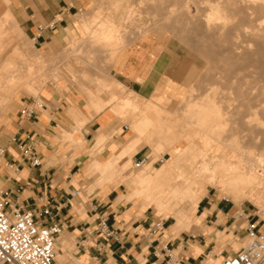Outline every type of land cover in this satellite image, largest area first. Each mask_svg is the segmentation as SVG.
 <instances>
[{
    "label": "crops",
    "instance_id": "obj_1",
    "mask_svg": "<svg viewBox=\"0 0 264 264\" xmlns=\"http://www.w3.org/2000/svg\"><path fill=\"white\" fill-rule=\"evenodd\" d=\"M97 1L0 0V54L6 46L1 42L3 38L10 43L16 37H24L36 49L48 53L50 59L62 57L63 50L74 39L86 37L81 17L93 16L99 8ZM85 24H89L87 20ZM8 28L12 33L2 35ZM111 35L107 28L101 27L92 35L89 49L98 48L95 39ZM125 44L106 53L109 60L105 61L103 81L122 83L135 96L165 111L159 106L168 108L173 103L190 72L185 56L172 47L166 36L141 37L120 52ZM18 50L16 47L15 53L20 57ZM55 74L58 72L49 70L46 78ZM35 80L36 83L30 82L24 88H34L40 83ZM83 81L88 93L77 84L59 87L49 81L37 97L44 106L31 118L22 116L21 111L35 96L21 95L6 107L5 116L9 115L10 121L0 138V147L6 149L4 160H0V179L6 190L12 192L13 201L27 208H41L50 203L63 224L56 245L60 250H68L61 241L75 240L82 259L88 255L105 264H165L162 248L169 245L178 257L175 264H223L225 258L240 248L235 236L246 235L238 227L236 211L248 208L201 196L189 220L187 216L173 218L171 222L169 218L160 219L164 226L153 233L159 222L156 216L133 203L137 197L133 178L136 182L141 178L131 173L123 177L120 169L119 172L111 169L119 165L128 170V163L122 165L123 161L132 160L136 164L148 156L149 147L138 146L141 138L157 125L145 117L132 122L131 136L129 133L121 137L119 130L113 133L118 125L111 105L104 107ZM101 98L107 101L106 97ZM91 100L100 110H96ZM124 106L136 108L128 100ZM23 143L33 145L40 165L31 166L25 161L20 148ZM103 144L102 152L92 153L93 148ZM166 149L170 152L169 143ZM106 159V163H100ZM11 164L18 166V171ZM146 166H151V162ZM103 215L109 217L119 241L99 233V218ZM259 225L264 228L260 222ZM96 237L98 242L94 241ZM59 255L64 257L62 253Z\"/></svg>",
    "mask_w": 264,
    "mask_h": 264
},
{
    "label": "rangeland",
    "instance_id": "obj_2",
    "mask_svg": "<svg viewBox=\"0 0 264 264\" xmlns=\"http://www.w3.org/2000/svg\"><path fill=\"white\" fill-rule=\"evenodd\" d=\"M178 1L180 2V5L178 4ZM178 1L99 0L96 2L99 5L98 11L93 16H88L87 14L81 17V23L86 31V37L74 39L71 42L70 46L67 49L63 50L61 54L62 57L57 58L55 60L50 59L48 57V53H44L43 51L36 49L33 45V42L28 38L16 37V39H14L10 43H6V39L3 38L1 42H3L6 46L4 51L0 54V138L5 133L6 127L10 121L9 115L5 116V109L10 103H13L15 98H18L21 95L39 97V94L44 89V86L49 83V81H52L59 87H61V84H68L69 86L77 84L78 86L83 88L85 93H88L85 87L82 86V84H84L83 79H85L86 86H89L90 89L97 94V96L101 99L103 106L106 107L108 105H111L113 115H115L116 117V125H118V128L116 130H113V133L119 130L121 137H124L126 134L129 133V136H131L132 122L136 119L143 120L145 117L149 118L152 124L157 125L156 127H153V130H151L149 133H147L141 138L140 144L138 146V148H141L145 145L149 147L151 166H146L142 169V167H136L135 162H133L132 160H128L122 162V165L128 163V170L122 169L119 165L111 169L115 172H119L118 170L120 169V172L122 173L123 177L131 173L134 175L138 174L139 178H141L137 179L138 183L133 178V182L135 183L137 188V197H135V201L133 202L134 205L137 204L141 206V209H148L147 213L149 215L154 214L157 218V221H160V219L169 218L168 222H171L174 221V219H177L178 217L185 216H187V220H189V217L194 210V205L196 204V202L199 201L201 196L203 198L205 195H208L209 198L213 199V201L215 202L218 200H222L223 204H235L237 207H247L248 211H252L253 213L256 212L255 219L258 220L264 227V169H262L261 167H258L257 169L258 174L261 176L260 181L256 185L257 188L255 187V190H257L255 192H257L258 194L256 196L255 192L253 194L250 193L254 200H252L251 196L248 194L246 197H243L242 199L239 198L235 201L229 198L231 195H227L226 197V195L224 193H221L218 188H205L199 183H195V186L203 190L206 189L205 193L200 194L199 197H194L197 192H191L188 189L189 187H192L193 184H181V186L178 184L174 185L172 181L173 176H171L172 179L170 177L171 180H169V184L171 185L167 184L168 187H173V189L182 188V190L176 193L172 191L170 195L168 194V191L161 193L163 188L161 186L154 188L149 186H142L139 184V182L143 178L154 175L160 168L165 166L171 158H175L176 153L178 151V145H170V152L167 151L166 145H168L172 136L174 137L175 135H181L182 130L185 129V126L187 125L186 121L192 124L189 127L190 132L188 134V139L194 140L196 145L200 143V138L197 134V124L199 122L198 104L201 103L202 98H205L206 96L211 94H213L215 98L224 97V99L222 98V101L224 100L223 102L219 98L220 102H218L219 105H217L219 106L220 111L223 112L222 114L224 115L222 116L223 118L220 117L218 121H220L219 128L223 131L225 130V133L222 131L224 137L222 136L221 140H223V142L225 143L224 145H229H226V147H229L227 148V152H232L231 155H237V157H241V159L245 160V163L250 159L256 160L259 157L264 158V103H262L264 102V91L262 92V90L264 89V69H262L261 73L258 74L257 63L243 64L242 62L239 63V66L234 73H229L225 70V68L221 67H216L217 72L213 70L207 71L206 68V62L208 61L213 62V60H217V63L219 64L225 61L224 53L227 46L230 47L231 52H236V50L234 49L235 44H239V40L241 38L242 39L240 41L242 44L244 42L247 43L249 41V43L243 44L245 47L246 45L251 46V44H253L251 40L254 38V35H262L264 33L262 31L255 30V28L253 29L251 27H248L247 24L240 25L242 18L240 15H234V17L238 16L235 19L232 15V17L226 16L229 14L228 12L226 13L224 9L220 11V8H215V3H217L218 0H206L207 2H205L204 0H191L193 1V3L190 0ZM227 1L229 0H224L223 3L226 4ZM182 3L184 4V6H182ZM212 3L213 6H211ZM240 4H243V2H240ZM240 4L238 2V5L236 6H242ZM185 5H187L188 8L190 6L196 5L198 10H201L199 12H201L202 15H199V12H197V9H195L194 6L192 7L193 9L191 11L190 9L186 10ZM180 6H182V10L184 9L185 11H182L181 8H179ZM156 7L158 8V11H156ZM212 9L214 11H212ZM138 12L140 13V15ZM170 12L172 14H170ZM220 12L223 13L220 14ZM196 14L198 15V17ZM213 14L215 17L213 16ZM221 15L223 17L225 16L226 18H223ZM227 18H232L229 23H227L229 21V19L227 20ZM219 19L222 20L220 21ZM86 20L89 24H85ZM208 20L210 21V23L211 21H215V24L213 23L214 27L212 24L209 23ZM216 22H219L220 24H216ZM207 23L210 25H208ZM208 26H210V28ZM218 26L221 27L218 28ZM243 26L247 33L246 31H244ZM101 27L107 28V30H109L112 35L109 37L99 38V40L95 39L94 44L97 45L98 48L89 49V47L93 44L92 35L95 31L97 32L98 29H100ZM205 27H208L210 30L206 29ZM223 27L225 28L223 29ZM220 30L223 32V34ZM235 30H238L240 33ZM11 33L12 30L8 28L2 35H9ZM221 34L223 35V37ZM233 34L240 36V39L236 35V38H231V35L232 37H235ZM146 36H166L170 40L172 47L178 49L185 56L187 63L191 67L190 72L186 76V79L184 80L183 85L178 94L176 95L173 103L168 108H162L159 106L160 109H163L165 111L167 110V112L158 110L157 108L153 107L152 104L148 102V100L141 98L138 94V96H135V92L129 91L122 83L120 84L116 81L107 83L106 81H103V75L106 72L104 67V65L106 64L105 61L108 62L109 60H107L106 58V53L108 51L111 53L112 49L114 48H117L119 50L127 41L125 46L120 50L121 52L133 41ZM224 39H226L227 41H225ZM234 39L236 40V42H234ZM261 40L264 41V37ZM250 41L252 42L251 44ZM233 42L235 44H233ZM199 44L202 46V49L205 51V54L204 52H202L203 50L201 51V46ZM16 47L20 49L18 50L20 53V57L16 56ZM251 47H254L251 48L253 50L256 49L254 45H252ZM214 50L220 52L219 57L215 59L214 57H212V52ZM8 57H10L9 60L12 57V59H16L13 64L9 65V69L8 65L5 66ZM114 60L111 62V66ZM34 62H39V65L33 64ZM16 70H19L18 74H21V77L11 78L10 74H15ZM20 70H22L21 73ZM49 70L51 71V73L58 72V75H52L47 79L46 77L48 75ZM237 72H240V76ZM207 74H209L210 76ZM235 76L236 79L234 78ZM35 79H37V82L40 83L37 84L34 88H24V86L28 83L35 82ZM212 80L215 81V84ZM42 81L45 82L43 83ZM207 81L210 84H208ZM220 81H224V83L221 82L222 84H219ZM212 82L214 85L212 84ZM255 83L259 85L257 86ZM238 84H240V86ZM216 85L218 86L216 87ZM222 86L223 89H221ZM255 87L258 88L256 89ZM260 87H262L261 90ZM215 88H219V91ZM240 91H242V93ZM244 93L245 96L248 95V97L251 98L250 103L254 102L253 99L256 98L257 94L260 96L258 97L262 105L260 103L261 108L260 106H258V108L260 109L258 110V113L256 115H251L250 112L247 113V115L243 114V107H238V104L241 103L243 99H245V96L243 95ZM251 93L254 96L251 95ZM101 97H106L107 101H104ZM126 100L134 103L136 105V108H126L124 106V101ZM91 103L95 106L96 110L99 109V106L95 105L92 100ZM237 111H239V114ZM250 111L252 112L254 110L250 109ZM188 119H190L191 121ZM253 119L256 121L258 119L259 122H256ZM249 121H252L251 124L249 123ZM207 122H210V124H212V121L210 120H208ZM221 122L224 123L222 124ZM175 124H179V126L176 125V127ZM123 125L124 127L121 128V126ZM169 126H174L175 131L172 132L173 135H171V131L168 129ZM259 134L260 136L256 137ZM72 138L73 137H71V139ZM174 138L172 140H174ZM181 139L182 138H179V141H181ZM226 139L227 141H224ZM72 142L74 143L75 141L72 140ZM257 145L259 146V148ZM104 147L105 144L97 146L93 148L92 153L94 154L102 152V149ZM190 151L192 150L190 149ZM190 151L189 153L192 160V158H194L193 156H197V152ZM189 153L185 157L186 160H183V162L185 161V163L183 164L185 165L184 167H187V165L191 164L192 162L190 159L188 161V158L190 157ZM161 157H164L166 159L165 162H157L156 164H154V162H156ZM232 160L233 159H231V162ZM107 161L108 159L100 163L104 164ZM232 163L235 164V160H233ZM197 165L200 164L196 163L194 165V168L197 167ZM189 167L187 168L189 170H192L190 169L191 167ZM101 172L102 171H100L98 174H100ZM172 185H174L175 187ZM2 189H6V186L2 184L0 179V191ZM256 198H258V201L260 200L259 203H256ZM241 212V208L236 211L237 214ZM61 243L64 247L68 248V250H60V247L57 244L56 251L57 260L59 264H99L96 259L89 258L88 255L85 256L84 259H82L83 257L79 258L78 255L76 256L77 258H74L73 254L78 250V248L75 247V240L71 239L70 241L66 242L61 241ZM238 243L239 247L243 246L246 243V237L240 238ZM60 253H62L64 257L60 256Z\"/></svg>",
    "mask_w": 264,
    "mask_h": 264
},
{
    "label": "bare ground",
    "instance_id": "obj_3",
    "mask_svg": "<svg viewBox=\"0 0 264 264\" xmlns=\"http://www.w3.org/2000/svg\"><path fill=\"white\" fill-rule=\"evenodd\" d=\"M151 1V0H150ZM175 1V0H174ZM178 1V0H176ZM182 1V0H180ZM186 1H189V0H186ZM191 1V0H190ZM195 1V0H194ZM205 2H207L206 0H204ZM224 1V0H223ZM223 1H219L216 4V7L215 8H220L222 11V9L225 10V12L229 15H225L226 16H233V18H237L238 16H235L234 15H240L242 18H241V22H240V25H243V24H247L248 27H251V28H255V30H258V31H262L264 33V0H229L227 1L226 4L223 3ZM226 1V0H225ZM160 2V1H159ZM164 2V1H162ZM179 2V1H178ZM177 2V3H178ZM185 2V1H184ZM193 3V1H191ZM211 2V1H210ZM213 2V1H212ZM238 2L240 4V2H243V4H240L242 6H236L238 5ZM176 3V2H174ZM187 3V2H186ZM195 3V2H194ZM209 3V2H208ZM180 5V2L178 3ZM177 4V5H178ZM191 4V3H190ZM210 4V3H209ZM214 4V6H215ZM174 5V4H173ZM172 5V6H173ZM176 5V4H175ZM197 5V4H196ZM196 5L194 6L195 9H197V12L201 11L200 9L198 10V8L196 7ZM182 6H184V4L182 3ZM182 6H180L179 8H181ZM193 6H190L189 8L187 7V5H185V8L186 10L190 9V11L193 9L192 7ZM209 6V5H208ZM211 6H213V3L211 4ZM174 7V6H173ZM178 7V6H176ZM172 8V7H171ZM170 8V9H171ZM175 8V7H174ZM156 11H158V8L156 7ZM162 9V8H161ZM176 9V8H175ZM216 9V10H217ZM174 10V9H172ZM182 10V8H181ZM211 10V9H210ZM139 11V10H138ZM169 11V10H168ZM179 11V10H178ZM182 11H185L184 9ZM195 11V10H194ZM212 11H214L212 9ZM140 12V11H139ZM138 12V13H139ZM173 12V11H172ZM206 12V11H205ZM216 12V11H215ZM175 13V11H174ZM188 13V12H187ZM218 13V12H217ZM223 12H220V14H222ZM170 14H172L170 12ZM169 14V15H170ZM198 14V13H197ZM196 14V15H197ZM201 14V12H199V15ZM219 14V13H218ZM140 15V13H139ZM202 15V14H201ZM224 15V14H223ZM209 16V15H208ZM212 16V15H211ZM214 16V14H213ZM222 16V15H221ZM231 16V17H232ZM198 17V15H197ZM200 17V16H199ZM215 17V16H214ZM220 17V16H219ZM218 17V18H219ZM223 17V16H222ZM225 17V16H224ZM223 17V18H224ZM206 18V17H205ZM208 18V17H207ZM217 18V17H216ZM226 18V17H225ZM200 19V18H199ZM213 19V18H212ZM210 19V20H212ZM215 19V18H214ZM229 19V21L227 23H229L231 21L232 18H227V20ZM233 19V20H234ZM220 20V19H219ZM218 20V21H219ZM222 20V19H221ZM220 20V21H221ZM226 20V19H225ZM15 21V20H14ZM186 21V20H185ZM206 21V20H204ZM209 21V20H208ZM207 21V22H208ZM224 21V20H223ZM236 21V20H235ZM13 22V21H11ZM215 22V21H214ZM211 21H209L210 24L213 25V23ZM225 22V23H226ZM219 23V22H218ZM216 22V24H218ZM15 24V23H14ZM13 24V25H14ZM208 24V23H207ZM208 24V25H210ZM215 24V23H214ZM220 24V23H219ZM233 24V23H232ZM231 24V26H232ZM238 24V23H237ZM211 25V26H212ZM228 25V24H227ZM239 25V24H238ZM207 26V25H206ZM217 26V25H216ZM210 28V26H208ZM206 28V29H209V28ZM214 27V25H213ZM221 27V26H220ZM218 26V28H220ZM239 27V26H237ZM212 28V27H211ZM225 27H223L224 29ZM243 29H244V26H243ZM210 30V29H209ZM222 30V29H221ZM220 30V31H221ZM219 31V30H218ZM224 31V30H222ZM221 31V32H222ZM237 32H239L238 30H235ZM234 31V33H235ZM244 31H246L244 29ZM225 32V31H224ZM231 32V31H230ZM255 32V31H253ZM251 32V33H253ZM261 32V33H262ZM240 33V32H239ZM239 33H236V34H239ZM247 33V31H246ZM250 33V32H249ZM212 34V33H211ZM223 34V32H222ZM221 34V35H222ZM235 34V35H236ZM220 35V33H219ZM234 35V34H233ZM234 35V36H235ZM238 38L240 36L236 35ZM235 37H232L231 35V38H236ZM244 36V35H243ZM247 36V35H246ZM214 37V36H213ZM221 37V36H220ZM223 37V35H222ZM221 37V38H222ZM264 37V34H256L254 35V38L251 40L253 42V44H251L252 42L250 41V44L251 46L254 45L255 46V50L251 49V48H254V47H251L250 45H246V47L243 45L245 44L246 42H244L243 44L241 43V39L239 40V44H235L234 42H236V40L233 42V44H235V47L234 49L236 50V52H231L230 50V47L227 46L226 49H225V53H224V62L223 63H217V60H213V62L211 61H208L206 62V68H207V71H216V67L218 68H225V70L229 73H234L235 70L238 68L239 66V63L242 62L243 64H250V63H257V73L260 74L261 73V70L264 69V41L261 40L262 38ZM229 38V37H228ZM245 38V36H244ZM246 39V38H245ZM225 41H227L226 39H224ZM238 41V39H237ZM241 43V44H240ZM249 43V41L247 42ZM246 43V44H247ZM224 44V43H223ZM200 45V44H199ZM202 45V43H201ZM200 45V46H201ZM201 48V51L203 50L202 49V46L200 47ZM114 52L117 50V48H114L112 49ZM202 52H204L205 54V51L203 50ZM220 55V52L217 51V50H214L212 52V57L215 58H218ZM17 56V55H16ZM15 57V56H14ZM13 58V57H12ZM10 59L9 60V63H8V69L10 68L9 65L13 64L15 62L16 59ZM214 65V66H213ZM205 68V69H206ZM17 69V68H16ZM251 69V68H250ZM249 69V70H250ZM218 70V69H217ZM9 71V70H8ZM14 72V71H13ZM22 72V70H20V73ZM217 72V71H216ZM219 72V71H218ZM245 72V71H244ZM17 73V74H16ZM19 73V70H16L15 71V74L12 73L10 74V77L11 78H20L21 77V74H18ZM223 73V72H222ZM221 73V74H222ZM238 73V72H237ZM240 73V72H239ZM238 73V74H239ZM14 74V75H13ZM210 74V73H209ZM207 74V75H209ZM236 74V73H235ZM234 74V75H235ZM214 75V73H213ZM232 75V76H234ZM255 75V74H254ZM210 76V75H209ZM212 76V75H211ZM240 76V74H239ZM238 77V75H237ZM236 79V76L234 77ZM212 79V78H211ZM214 79V78H213ZM234 79V80H235ZM215 80V79H214ZM212 80V81H214ZM219 80V79H218ZM233 80V79H232ZM216 81V80H215ZM215 81H214V84H215ZM225 81V80H224ZM224 81H220L219 84H222L221 82L224 83ZM255 81V80H254ZM256 82V81H255ZM208 83V81H207ZM249 83V81H248ZM210 84V83H208ZM213 84V82H212ZM213 84V85H214ZM247 84V83H246ZM254 84V83H253ZM257 85V83H255ZM240 86V84H238ZM255 85V86H256ZM259 85V84H258ZM257 85V86H258ZM212 86V85H210ZM218 85H216L217 87ZM232 86V85H231ZM234 86V85H233ZM238 86V87H239ZM233 88V87H232ZM256 89L258 87H255ZM255 88H254V92H255ZM262 87H260V90H261ZM210 89V87H209ZM217 89V88H215ZM219 89V88H218ZM217 89V90H218ZM223 89V86L222 88ZM242 89V88H240ZM214 90V89H213ZM216 90V91H217ZM235 90V89H234ZM237 90V89H236ZM239 90V89H238ZM259 90V91H260ZM215 91V90H214ZM219 91V90H218ZM252 91V90H251ZM264 91V89L262 90V92ZM242 93V91H240ZM253 92V93H254ZM257 92V91H256ZM216 93V92H215ZM218 94V92H217ZM216 94V95H217ZM249 94V93H248ZM256 94V93H255ZM260 94V93H259ZM241 95V94H240ZM245 96V93L243 94ZM251 95H253L251 93ZM261 95V94H260ZM254 96V95H253ZM259 95L257 94L256 95V98L253 99L254 102L253 103H250V99L248 97V95H246L241 103L238 104V107L241 106L243 107V114H246L247 113H251V115H256L258 113V110L261 108V101L258 97ZM218 97V96H216ZM241 97V96H239ZM221 99L222 101V98L224 99V97H218V98H215V96L213 94L211 95H208L206 96L205 98H202L201 100V103L198 104V108H199V122H198V127H197V131H198V136L200 138V143L198 145L195 144V141L192 140V139H188V134L190 132V125H192L190 122L186 121L187 123V128L185 126V129L182 130L181 132V135H175L174 137L172 136V138L170 139V142H169V148H170V145H174V144H177L178 143V151L176 153V156L175 158H171L165 166H163L162 168H160L154 175H151V176H147L145 178H143L139 184L142 185V186H149V187H163L162 188V191L161 193L163 192H166L168 191L169 195L170 193L173 191V192H180L182 190V188H175L173 189L172 188H169L167 184H169V180L172 179L171 176H173V184L176 185H180L181 184H193L192 187H189L188 189L191 191V192H197L196 195H194V197H199L200 194H204L205 193V190L201 189V188H198L195 186V183H199L201 184L203 187L205 188H210V187H216L218 188L221 193H224L227 197V195H231L229 198L232 199V200H238L239 198H243V197H246L248 194L251 196V194H253L255 191V187L257 185V183L260 181V175L258 174L257 172V169L258 167L264 169V158H257L256 160L254 159H250L249 161H247L245 163V160L241 159V157H237V155H231V153L227 152V148L229 147H226V145H224L225 143L223 142V140H221V137L223 136V130H221L219 127H220V121L219 118L224 116L220 111L219 109V103L220 102L219 100ZM241 100V99H240ZM224 101V100H223ZM222 101V102H223ZM239 101V100H238ZM240 102V101H239ZM261 103V105H260ZM218 104V105H217ZM222 104V103H221ZM258 106H260V108H258ZM222 107V106H221ZM236 108V107H235ZM215 109V110H214ZM226 109V108H225ZM238 109V108H237ZM250 109H253L254 111H250ZM227 110V109H226ZM242 111V110H241ZM238 114H239V111H237ZM236 112V113H237ZM195 113V112H194ZM230 113V112H229ZM232 113V112H231ZM233 114V113H232ZM231 114V115H232ZM244 115V116H246ZM226 116V115H225ZM258 116V115H257ZM250 117V116H249ZM223 118V117H222ZM255 119V118H254ZM253 119V120H254ZM190 120V119H188ZM208 120L212 121V124H210V122H207ZM249 120H252V119H249ZM191 121V120H190ZM194 121V120H193ZM223 121V120H222ZM256 121V120H254ZM176 122V121H175ZM252 121H249V123L251 124ZM256 122H259L258 119ZM255 122V123H256ZM222 123V122H221ZM224 123V122H223ZM222 123V124H223ZM248 123V122H247ZM171 124V123H170ZM179 124H175V126ZM223 126V125H222ZM177 127V126H176ZM223 128V127H222ZM225 128V127H224ZM168 129L171 131V135L174 130V126H169ZM177 129V128H176ZM253 130V129H252ZM223 131V132H222ZM225 133V132H224ZM168 134V133H167ZM170 134V133H169ZM180 134V133H179ZM260 136L257 135L256 137ZM224 137V136H223ZM226 137V136H225ZM254 137V136H253ZM170 138V137H169ZM174 138V140H172ZM179 138H182L181 141H179ZM198 138V137H197ZM223 139V138H222ZM247 139V138H246ZM172 140V141H171ZM224 141H227L224 140ZM259 145V144H258ZM257 145V146H258ZM229 146V145H227ZM231 148V147H230ZM257 148V147H256ZM259 148V146H258ZM190 149L192 151H190ZM233 149V148H232ZM195 150V151H193ZM190 152H197V156H193L194 158H192L191 160V156H190ZM236 151V150H235ZM237 152V151H236ZM239 152V151H238ZM189 153V158H188V161L189 159L192 161L189 167V165H187V167H189L190 169L192 170H189L187 167H184L185 165H183L185 163V161L183 162V160H186L185 157L186 155ZM239 155V154H238ZM241 156V155H240ZM231 159L235 160V164H233V160L231 162ZM244 162V163H243ZM196 163H199L200 165H197V167L194 168V165ZM148 164L145 163L142 165V168H144L146 165ZM184 167V168H183ZM188 169V170H186ZM192 171V172H191ZM177 172V173H176ZM175 174V176H174ZM191 176H190V175ZM189 175V176H188ZM263 176V175H262ZM171 177V179H170ZM262 180V179H261ZM263 183V181H262ZM171 185V184H169ZM172 185V186H174ZM167 186V187H166ZM179 186V187H180ZM175 187V186H174ZM187 187V186H186ZM144 188V187H143ZM166 188V189H165ZM257 188V187H256ZM188 192V191H187ZM251 193V194H250ZM256 196H257V192H255ZM187 194V193H186ZM168 195V197H169ZM178 195V194H177ZM180 195V194H179ZM176 196V195H175ZM255 196V197H256ZM260 196V195H259ZM258 196V197H259ZM263 197V196H261ZM173 198V197H172ZM252 198V196H251ZM170 199V197H169ZM240 199V200H241ZM260 199V198H259ZM252 200H254V198H252ZM256 200L258 201V198H256ZM255 200V201H256ZM256 203H259V201ZM160 205V204H159ZM161 209V208H160ZM181 222V221H180ZM57 246V245H56ZM57 252V251H56Z\"/></svg>",
    "mask_w": 264,
    "mask_h": 264
},
{
    "label": "built area",
    "instance_id": "obj_4",
    "mask_svg": "<svg viewBox=\"0 0 264 264\" xmlns=\"http://www.w3.org/2000/svg\"><path fill=\"white\" fill-rule=\"evenodd\" d=\"M44 103L40 98H35L27 104L21 111L25 118L33 117ZM23 158L31 166L41 164L40 157L34 151L31 143L20 145ZM6 153L4 147H0V160ZM165 158H159L157 162L164 163ZM150 156H146L138 161L135 166L142 167L150 162ZM6 162V161H4ZM6 164H9L6 162ZM14 171H18V166L10 165ZM256 212L242 211L237 214L239 228L246 232V243L240 246L234 254L225 258L223 264H264V229H261L259 221L255 219ZM164 226V222L159 221L153 233H158ZM63 224L56 218L53 206L47 203L41 208H27L13 201L12 192L6 189L0 191V264H59L56 252V238L61 233ZM98 231L106 238H113L119 241V237L114 228L111 227L109 217L103 215L99 218ZM239 236H235V241H239ZM98 242L97 237L94 238ZM165 256V264H175L178 261L175 250L164 245L162 248ZM78 251L74 252L77 258ZM96 259V258H94ZM99 264L102 263L96 259Z\"/></svg>",
    "mask_w": 264,
    "mask_h": 264
}]
</instances>
